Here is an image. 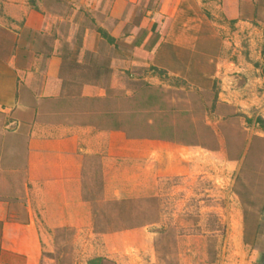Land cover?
<instances>
[{
    "label": "crops",
    "instance_id": "0c3cea01",
    "mask_svg": "<svg viewBox=\"0 0 264 264\" xmlns=\"http://www.w3.org/2000/svg\"><path fill=\"white\" fill-rule=\"evenodd\" d=\"M205 44L218 103L264 146V0H0V264L199 263L164 234L223 227L171 221L165 186L196 159L129 137L105 104L138 70L197 69Z\"/></svg>",
    "mask_w": 264,
    "mask_h": 264
},
{
    "label": "rangeland",
    "instance_id": "374dc122",
    "mask_svg": "<svg viewBox=\"0 0 264 264\" xmlns=\"http://www.w3.org/2000/svg\"><path fill=\"white\" fill-rule=\"evenodd\" d=\"M210 46L205 44L199 50L197 69L193 68L194 64L189 66V58L183 56V67L176 74L150 75L147 81L149 76L143 70L134 72V80L128 81L123 89L111 92L105 109L117 113L124 122L123 129L134 139L154 137L157 140L161 133L171 134L172 139L165 141L169 147L180 152L183 159L197 161V174L193 178H178L165 186L167 198L177 197L173 202L168 201L171 205L166 207L171 210V221H181L185 214L196 213L199 222L223 224V227L210 231H169L164 232L165 238H192V244L188 239L183 250L191 249L197 254L198 264H264V216L261 215L264 146L252 139L247 129H252L253 124L236 106L215 102L220 86L219 81L207 78L206 50ZM149 96L154 100H148ZM249 143L251 149L242 159ZM177 189L181 192L173 194ZM182 205L183 213H180ZM244 222L243 237L240 231L233 238L227 224L240 227ZM248 224L256 229H247ZM73 238L69 234L68 240ZM73 251L64 248L55 256L59 260L63 252L64 256H72Z\"/></svg>",
    "mask_w": 264,
    "mask_h": 264
},
{
    "label": "trees",
    "instance_id": "16d2710c",
    "mask_svg": "<svg viewBox=\"0 0 264 264\" xmlns=\"http://www.w3.org/2000/svg\"><path fill=\"white\" fill-rule=\"evenodd\" d=\"M100 33H101V36L103 38H105L109 43L113 41L103 31H100ZM151 71L154 72L155 74L161 76V77L165 75V72L164 71H159L156 68L151 69ZM217 97L218 96L216 94V98H215L216 101L215 102H218ZM148 100H154V98L152 96H149ZM108 116H109V114H108ZM258 123L259 124H262L263 127H264V124H263V122L261 120H258ZM112 124L116 125L118 127V129H121L124 126V122L119 118V116L117 115V113H116V117L115 118L112 117ZM128 136L131 137V138H134V137L130 136L129 133H128ZM171 136H172L171 134L168 135V134H165V133H161V134H159V136L156 139L157 140H163V141H170L172 139V138H170ZM139 139L155 140L154 137H139Z\"/></svg>",
    "mask_w": 264,
    "mask_h": 264
}]
</instances>
